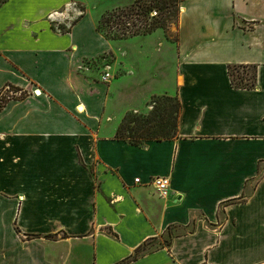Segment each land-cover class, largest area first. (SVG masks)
Returning <instances> with one entry per match:
<instances>
[{
    "label": "crops",
    "instance_id": "obj_1",
    "mask_svg": "<svg viewBox=\"0 0 264 264\" xmlns=\"http://www.w3.org/2000/svg\"><path fill=\"white\" fill-rule=\"evenodd\" d=\"M132 1H0V89L23 93L0 107V264H264V0H178L176 41L105 38ZM159 95L174 136L118 138Z\"/></svg>",
    "mask_w": 264,
    "mask_h": 264
},
{
    "label": "rangeland",
    "instance_id": "obj_2",
    "mask_svg": "<svg viewBox=\"0 0 264 264\" xmlns=\"http://www.w3.org/2000/svg\"><path fill=\"white\" fill-rule=\"evenodd\" d=\"M2 1V0H0ZM133 2V1H132ZM132 2L124 6H117L108 11L102 13L97 21L101 18V16L110 14L108 19L110 22L107 24H102L104 31H111L112 33L118 31L119 21L117 19V14L120 10L129 7ZM179 10L178 0H173L168 3L166 7H163L162 15H167L168 17L165 19L164 28L167 34H165L164 29L162 28L164 35L169 40L176 39L175 25H176V17ZM155 27H153L150 31H153ZM149 31V32H150ZM142 31H140L141 33ZM133 35L131 32L126 36ZM136 35V34H134ZM100 69V68H99ZM253 77V69L250 67H238L231 69V78L234 83H250ZM178 102L173 96L159 95L152 96L151 99L147 102V105L142 110L137 111H129L134 114V121L131 122L130 125L136 127L138 130L148 129L146 133V137L149 139H157V138H167L172 137L175 132L176 125V115L178 113ZM127 112V113H129ZM126 113V114H127ZM127 135V134H126ZM176 231L170 230L167 234L162 237V240H153L145 243V245L141 248L144 251H150L158 245H163L167 247L169 245V238L174 235Z\"/></svg>",
    "mask_w": 264,
    "mask_h": 264
},
{
    "label": "trees",
    "instance_id": "obj_3",
    "mask_svg": "<svg viewBox=\"0 0 264 264\" xmlns=\"http://www.w3.org/2000/svg\"><path fill=\"white\" fill-rule=\"evenodd\" d=\"M172 1L173 0H134L129 7L122 9L118 12L117 14V19L119 21L118 31H115L113 33L111 31H104L102 24L103 23L107 24L108 22H110V19H108V17L110 16L109 13L101 16V18L98 20L96 24V29L107 39L125 38L127 37L126 35H128L130 32L133 35L134 34H146V33H149V31L153 27H155V29L163 28L165 34H167L164 28V22L168 16L167 15L163 16L162 10H163V7H166L167 4ZM153 9L157 11V15L150 17L149 12ZM135 26H138L139 28L138 27L134 28ZM140 31L142 32L140 33ZM172 41H176V39L174 38ZM252 69H253V77L250 83H245V84L234 83V81H232V78H231L232 84L237 87L254 86L255 68L252 67ZM229 74L231 76V68L229 69ZM133 115L134 114L130 112L124 115V117L122 118L117 128L116 136L118 138L127 140L131 144L138 145V144L143 143V141L149 139L146 137V133L148 129L144 128V129L138 130L136 127L130 125L131 122L134 121ZM175 129H176V125H175ZM167 138H170V137H167ZM159 139H162V138H157V140ZM144 245L145 244L139 246L135 250L134 254L132 255L133 259L147 252L141 249ZM124 261L125 260H123L122 262Z\"/></svg>",
    "mask_w": 264,
    "mask_h": 264
},
{
    "label": "built area",
    "instance_id": "obj_4",
    "mask_svg": "<svg viewBox=\"0 0 264 264\" xmlns=\"http://www.w3.org/2000/svg\"><path fill=\"white\" fill-rule=\"evenodd\" d=\"M157 15L156 10H151L149 12V16L153 17ZM138 26H135L136 28ZM139 28V27H138ZM111 79V74L108 71H101L99 80L102 83H107ZM38 89L34 90V94H38ZM23 96L22 91L6 86L2 89H0V107L8 100L12 99H18ZM134 182L138 183V179H135ZM150 184L153 186V189L155 190L156 194L160 198H165L167 196L168 190H169V178L166 176H156L151 179Z\"/></svg>",
    "mask_w": 264,
    "mask_h": 264
}]
</instances>
